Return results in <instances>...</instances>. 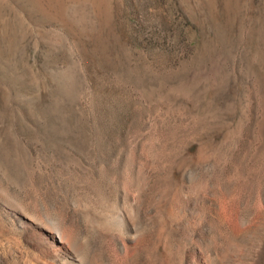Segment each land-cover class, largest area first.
<instances>
[{
	"label": "rangeland",
	"instance_id": "rangeland-1",
	"mask_svg": "<svg viewBox=\"0 0 264 264\" xmlns=\"http://www.w3.org/2000/svg\"><path fill=\"white\" fill-rule=\"evenodd\" d=\"M68 262L264 264V0H0V264Z\"/></svg>",
	"mask_w": 264,
	"mask_h": 264
},
{
	"label": "bare ground",
	"instance_id": "bare-ground-1",
	"mask_svg": "<svg viewBox=\"0 0 264 264\" xmlns=\"http://www.w3.org/2000/svg\"><path fill=\"white\" fill-rule=\"evenodd\" d=\"M55 251L59 253V252L61 251V249L58 248V249H56ZM60 254L62 255V253H60ZM64 256H65V255H64ZM73 262H74V261H73ZM70 263H72V262H70ZM74 263H75V262H74ZM76 263H77V262H76ZM68 264H69V262H68ZM81 264H82V263H81ZM83 264H84V263H83Z\"/></svg>",
	"mask_w": 264,
	"mask_h": 264
}]
</instances>
